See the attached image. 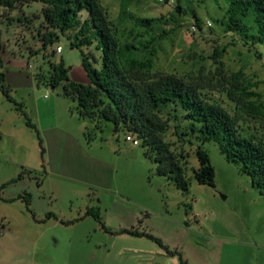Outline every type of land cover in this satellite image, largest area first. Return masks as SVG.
Here are the masks:
<instances>
[{"label": "rangeland", "instance_id": "obj_1", "mask_svg": "<svg viewBox=\"0 0 264 264\" xmlns=\"http://www.w3.org/2000/svg\"><path fill=\"white\" fill-rule=\"evenodd\" d=\"M99 1L118 41L133 42L140 48L138 59L150 60V75L171 74L198 85L202 97L235 118L241 134L264 147V49L224 30L217 21L224 14L223 1L128 0L127 10L135 16L161 17L151 35L140 28L130 33L132 23L119 21L123 0ZM177 5L180 14L175 12ZM41 6L30 2L13 10L0 8L2 71L9 94L23 104L38 131L0 91V264L97 263L92 258L97 248L111 245L117 237L85 215L90 207L98 209L103 224L113 231L132 223L147 230L148 224L187 264H264V197L212 141L203 148L214 168L215 186L198 183L192 177V169L198 167V143L178 139L174 107L161 111L167 123L164 139L174 153L187 156V192L159 175L141 143L133 144L126 132L115 131L110 123L87 142L84 131L90 122L79 119L76 101L62 94L61 85H47L37 74H47L50 64L61 60L69 79L88 83L82 52L99 68L100 51L94 44L82 50L71 47L65 35L39 49ZM170 13L176 20L169 18ZM194 16L201 22L196 32L190 29ZM150 38L153 55L142 46ZM57 45L60 52L55 51ZM234 73L259 94V99H251L256 112L228 98L227 80ZM44 126L55 127L62 136H49ZM95 160L97 169L91 173ZM108 180L111 184L105 187ZM24 193L30 194L28 204L19 198ZM49 213L54 217L48 218Z\"/></svg>", "mask_w": 264, "mask_h": 264}, {"label": "trees", "instance_id": "obj_2", "mask_svg": "<svg viewBox=\"0 0 264 264\" xmlns=\"http://www.w3.org/2000/svg\"><path fill=\"white\" fill-rule=\"evenodd\" d=\"M226 4L223 17L217 20L225 31L239 35L247 44L264 49V0H214ZM40 2L41 23L36 29L41 47L55 44L60 35H65L70 46L82 50L94 44L100 51L99 68L93 67L89 56L82 52V66L89 82L82 83L68 78V69L63 61L50 64L47 74H37L40 81L52 87L62 86V94L76 101L75 110L79 119H87L90 126L85 128L84 136L91 142L103 126L110 123L115 131L123 130L133 136L145 148V155L156 164V172L171 180L177 189L187 192L189 179L185 175L186 155L174 153L164 139L167 131L166 120L161 111L167 106L174 107L173 120L175 133L183 143L197 142L195 153L198 167L192 169V177L200 184L215 186L214 168L209 155L203 148L206 142H215L228 162L239 167L249 176L252 185L264 197V147L253 138L241 134L235 118L221 105L202 97L199 86L191 84L175 75L166 73L149 74L150 60L142 62L136 56L140 48L133 42H119L113 32L105 8L99 0H0V8L13 10L17 5ZM128 0H123L119 11L120 22H131L132 29H143L151 35L153 26L162 21L159 18H141L128 12ZM177 14L181 13L176 6ZM169 18L176 20L174 13ZM195 25L200 28L197 16ZM70 32H72L70 34ZM152 39L142 45L153 55ZM0 30V91L25 116L26 124L35 129L23 104L10 94L6 84V75L2 71ZM38 50H34L36 53ZM151 52V53H150ZM55 51L52 52V54ZM216 53L222 52L216 49ZM259 55V54H258ZM228 98L234 103H242L251 111L258 110L251 100L259 99V94L250 90V84L240 79L239 73L232 74L227 80ZM181 114V115H178ZM264 115V113H263ZM185 122L181 127L180 123ZM38 132V131H37ZM39 144L41 140L39 138ZM43 153V149L41 148ZM22 174V173H21ZM19 175V178L22 175ZM27 204L30 194L19 196ZM85 215L95 218L101 228L111 234L127 233L146 237L155 242L166 254L177 255L179 264H187L181 253L169 248L159 237L146 230L137 228L108 229L102 222L95 207L86 210ZM53 214H47L51 217Z\"/></svg>", "mask_w": 264, "mask_h": 264}, {"label": "crops", "instance_id": "obj_3", "mask_svg": "<svg viewBox=\"0 0 264 264\" xmlns=\"http://www.w3.org/2000/svg\"><path fill=\"white\" fill-rule=\"evenodd\" d=\"M44 129L45 132L49 133V136H62V132L56 131L55 127L53 128V126L48 128L44 126ZM96 162L97 161L95 160L94 163H91V173L96 172L97 166L94 165ZM106 174L109 175V173ZM110 184L111 183H109L108 180V183L105 184V187H109ZM142 225L137 227L136 224L132 223L130 228H137L139 231H141L140 228ZM145 227L148 232L157 236V233H155V231L148 224H146ZM124 228L128 229L129 227H119V229ZM113 235L117 237L115 238L117 240H113L111 245L108 244L103 248H97L96 254L92 258L98 259V261L94 264H179L177 256L166 254L155 242L146 237L134 236L127 233ZM162 238L163 237L160 239L162 240ZM165 244L171 248L167 243Z\"/></svg>", "mask_w": 264, "mask_h": 264}, {"label": "built area", "instance_id": "obj_4", "mask_svg": "<svg viewBox=\"0 0 264 264\" xmlns=\"http://www.w3.org/2000/svg\"><path fill=\"white\" fill-rule=\"evenodd\" d=\"M159 3H164V2H168L169 0H157ZM211 25V22L210 21H207L206 22V26H210ZM190 29H191V31L192 32H196V31H198L199 29H198V27L195 25V24H192L191 26H190ZM55 51L56 52H60L61 51V47L59 46V45H57L56 46V48H55ZM126 139L127 140H131V142L133 143V144H138V141L133 137V136H131V135H127L126 136Z\"/></svg>", "mask_w": 264, "mask_h": 264}]
</instances>
